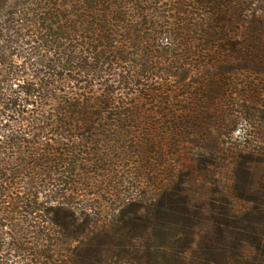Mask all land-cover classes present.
<instances>
[{"label":"trees","instance_id":"obj_1","mask_svg":"<svg viewBox=\"0 0 264 264\" xmlns=\"http://www.w3.org/2000/svg\"><path fill=\"white\" fill-rule=\"evenodd\" d=\"M261 107L264 0H0V264H264Z\"/></svg>","mask_w":264,"mask_h":264},{"label":"rangeland","instance_id":"obj_2","mask_svg":"<svg viewBox=\"0 0 264 264\" xmlns=\"http://www.w3.org/2000/svg\"><path fill=\"white\" fill-rule=\"evenodd\" d=\"M259 107V106H258ZM243 121L236 130L228 133L226 129L219 130V149L213 165H208V172H201L198 181L205 180L207 184H215L218 181L235 179L233 168V157L230 149L232 147L240 148L243 151L238 162V174L240 175V191L247 198L244 207L251 210L254 206L264 201V154L262 156L252 157L249 150L251 148H264V107L259 110H252L246 113ZM216 131L212 135H217ZM253 200V201H249ZM244 225L257 229L262 226V217L258 211H251L243 221Z\"/></svg>","mask_w":264,"mask_h":264}]
</instances>
